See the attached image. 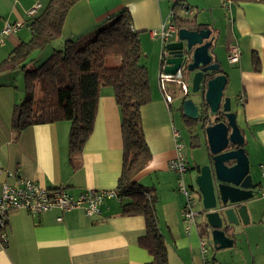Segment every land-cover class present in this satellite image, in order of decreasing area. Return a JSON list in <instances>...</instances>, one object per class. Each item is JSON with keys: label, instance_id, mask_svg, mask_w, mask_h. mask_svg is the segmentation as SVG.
I'll return each mask as SVG.
<instances>
[{"label": "crops", "instance_id": "crops-1", "mask_svg": "<svg viewBox=\"0 0 264 264\" xmlns=\"http://www.w3.org/2000/svg\"><path fill=\"white\" fill-rule=\"evenodd\" d=\"M49 0H0V31L5 24L21 21L23 26L4 37L0 45V62L20 42L30 38L27 11L40 4L41 11ZM79 0L68 11L62 24L61 35L48 45L34 50L39 56L61 49L67 40L85 41L94 35L104 22L127 9L133 30L139 35L142 60L149 76L152 100L141 107L140 118L150 152L148 164L135 179L152 195L153 208L159 231L167 249L168 264H222L212 256L211 263L200 252V240H207L202 230L203 221L185 231L181 217L184 197L177 189V174L168 162L175 156L171 127L175 126L159 83V52L161 41L150 30L158 29L174 4L176 16L196 18L207 23L208 12L214 20L222 17L220 8L228 11L230 26H219L220 39L230 35V44L238 47L237 63L224 67L227 84L238 82L236 103L241 106L240 129L249 135L250 150L261 169L260 179L253 180L255 196L246 202L250 223L259 228L264 239V3L260 1L232 2L228 0ZM186 5V10L180 4ZM175 7V6H174ZM197 11L198 14H189ZM207 12V13H206ZM226 37V38H225ZM176 35L171 39L175 40ZM32 51V53H35ZM259 58V70L252 64V53ZM31 53V54H32ZM30 57H28L29 59ZM227 59V49H226ZM228 63V62H227ZM15 70L3 69L0 74L11 75ZM1 74V75H2ZM14 76V74H13ZM12 82L0 76V169L18 173L51 189L63 187L73 196L83 190H114L122 166V137L120 112L113 90H100L94 125L82 151L70 155L68 150V121L32 124L16 132L10 125L13 104L24 95L10 90ZM170 84V83H167ZM228 91V90H227ZM230 92V93H228ZM224 94L230 96L233 91ZM179 101L180 96H172ZM242 99V101L240 100ZM178 107V104H177ZM176 128V127H175ZM199 133V132H198ZM197 133L204 146L202 134ZM209 156L207 158V163ZM190 170V163L186 162ZM194 173L188 172L185 181L191 184ZM0 177L1 182L5 180ZM9 182L11 179H7ZM128 198L106 197L101 203V214L89 217L82 209L61 212L57 208L38 215L24 210L9 213L6 242L0 241V264H146L149 253L138 244L145 232L140 214H124L122 206ZM200 201H197L199 205ZM202 208V207H201ZM199 211L198 209H196ZM61 220H57V217ZM200 220V221H199Z\"/></svg>", "mask_w": 264, "mask_h": 264}, {"label": "trees", "instance_id": "trees-1", "mask_svg": "<svg viewBox=\"0 0 264 264\" xmlns=\"http://www.w3.org/2000/svg\"><path fill=\"white\" fill-rule=\"evenodd\" d=\"M78 1L49 0L41 11L29 16V40L20 42L0 62V70L10 68L23 71L25 94L23 99L13 104L10 125L18 132L32 124L68 121V150L70 155H77L92 132L100 90L104 86L111 87L119 107L122 137V166L114 191L120 199L128 198V202L122 206L124 214H140L144 218L145 232L138 239V244L151 256V261L146 264H168L167 249L158 228L152 195L135 179L150 159L140 109L152 100V96L148 70L142 60L139 34L133 30L129 11L124 9L108 18L85 41H65L61 49L54 50L35 68L31 67L32 59H28L32 51L61 35L64 19ZM230 1L264 3V0ZM174 6L172 21L177 29L202 26L195 23V18L176 16L177 3ZM109 57L120 60L117 65L106 66L105 60ZM251 59L254 69L258 71L259 58L255 52ZM164 90L171 97L180 96V100L183 96L180 86L179 92L168 88V84ZM179 108L181 114V106ZM207 114V104L201 102L197 120L181 116L188 125L193 122H196L195 127L200 125L210 158L204 135L205 120L207 124L211 123L206 118ZM221 114L213 120H224L222 111ZM192 139V145H200L197 135Z\"/></svg>", "mask_w": 264, "mask_h": 264}, {"label": "water", "instance_id": "water-1", "mask_svg": "<svg viewBox=\"0 0 264 264\" xmlns=\"http://www.w3.org/2000/svg\"><path fill=\"white\" fill-rule=\"evenodd\" d=\"M195 23L202 26L178 28L176 39L165 45L167 58L160 73L176 77L180 71L182 78L190 77V86L186 83L187 93L181 97L183 117L197 120L201 102L207 104L209 117L216 118L219 109L223 112L225 121L204 126L211 157L195 176L202 206L200 212L204 215L202 230L207 239L210 237L209 245L219 250L234 245L238 224L249 223L246 202L255 196V185L249 173L244 136L235 112L231 111L230 98L224 96L228 77L215 51L220 29L213 24L198 23L196 18ZM200 86L202 97L197 102L189 93L198 94Z\"/></svg>", "mask_w": 264, "mask_h": 264}, {"label": "built area", "instance_id": "built-area-1", "mask_svg": "<svg viewBox=\"0 0 264 264\" xmlns=\"http://www.w3.org/2000/svg\"><path fill=\"white\" fill-rule=\"evenodd\" d=\"M230 0H228L229 2ZM182 10H186V5L180 4ZM40 9V4L34 5L27 11L28 16L34 15ZM174 16L173 9L169 11L166 19L161 23L158 29L150 30L153 37H158L161 41L159 52V83L160 89L164 93L167 103L172 101L170 95L165 93L167 83L175 81L182 89V94L187 93V84L183 81L180 71L176 77H171L160 73L165 66L167 58V50L165 45L176 35L177 28L174 26L172 18ZM23 26L21 21L12 24H5L0 31V45L4 43V37L10 33H15ZM240 58V52L236 45L230 44L227 48V61L231 64L237 63ZM242 101V99H240ZM172 138L174 143L175 156L168 162V167L174 170L177 174V189L184 197V205L181 209V217L185 223V231L197 223L196 219L201 213L195 209L197 201H200L199 194L191 185L185 181V174L188 170L184 159V144L181 141L180 133L175 128L171 127ZM264 175V168L262 169ZM4 176L7 179L1 182L0 191V241L6 242V229L8 224L9 213L16 210H24L28 214L38 215L42 212L53 208L59 209L61 212H68L74 209H82L89 217H96L101 214V203L106 197H116L120 199L114 190H83L78 196H71L63 187L47 188L42 184L29 179L22 178L18 173L9 170L0 169V177ZM195 190V191H194ZM197 194V196L194 194ZM202 209V208H201ZM61 220V217H57ZM207 240L202 237L200 240V252L203 258L207 253Z\"/></svg>", "mask_w": 264, "mask_h": 264}, {"label": "rangeland", "instance_id": "rangeland-1", "mask_svg": "<svg viewBox=\"0 0 264 264\" xmlns=\"http://www.w3.org/2000/svg\"><path fill=\"white\" fill-rule=\"evenodd\" d=\"M220 11L222 12V17L219 15V18H216V20H214L213 16L210 15V12H208V19L210 23L209 24H217L219 26H223V28L225 29V25L226 27L230 26V20H229V13L226 10H223L220 8ZM207 13V12H206ZM198 14L197 11L195 10V12H191L189 15L190 16H194ZM200 14H198L199 17ZM227 37V38H226ZM225 40L222 38L221 41L219 42V44L216 47V51L218 52V54L221 56L220 59L222 60L223 65H225L224 67H234V66H230L229 62L226 59V49H227V45L230 43L229 38L230 35L227 34ZM58 39V38H56ZM55 39V40H56ZM54 41V40H53ZM75 41V40H73ZM48 44H51L48 43ZM46 44V45H48ZM49 49H52V45H48ZM37 50V49H36ZM54 50L50 51L47 55H41L39 56L37 52L35 53H30L29 57L30 59H32L31 63V67L35 68L38 65H40L42 62H44L49 56L50 54L53 52ZM119 58L118 57H109L105 60V65L106 66H113V65H117L119 62ZM228 62V63H227ZM29 63V64H30ZM2 74V73H1ZM1 78H6L9 81H13L15 80V84L14 86H10V90L13 92H17L18 96H21L22 93L24 92L25 94V88H24V78H23V71L21 69H16L15 72H12L11 75H4L2 74ZM14 74V76H13ZM184 78V79H183ZM183 81H185V83H187L188 85L191 82V79L189 76H185L183 77ZM170 84H168V88H172L174 90H176V92H179V84L175 83V82H169ZM190 86V85H189ZM190 89V88H189ZM4 89H2L0 92H3ZM233 91L232 94L230 96L225 95L227 97L230 98V107H231V111L235 112L236 114V122L238 125H240V112H241V106H239L236 103L235 100V95H237L238 93V82L234 81L231 84V87L228 86L226 89H224V94L228 91ZM190 91V90H189ZM230 93V92H228ZM227 94V93H226ZM197 94H191L189 93V96H191L194 100L196 98ZM24 95L22 96L23 99ZM180 102L181 100L179 99V101H171V116H172V120L173 123L176 127V129L179 131L180 133V137H181V141L184 144V149H183V153H184V159L185 162H189L191 167L190 170L188 168L185 176H187L188 172H192L194 173L193 178L191 180V184H193L192 186L194 187L195 190H197L196 184H195V176L197 175V166H201L206 164L205 162L207 161L208 158V152L206 147L197 144H193L192 142L194 141V139H192L193 136L197 135V133L200 135L202 134V129L200 127V125L198 124L197 127L196 126V122L188 125L182 118L181 114H180ZM178 104V107H177ZM213 120V119H212ZM195 125V126H194ZM244 136V150L248 156V160H249V173L252 177V179L257 180L260 179L261 182H263V178L260 177L261 176V169L260 166L258 165V161L256 160V157L254 156V154L252 153V151L250 150V141H249V135L247 133H245ZM187 165V163H186ZM191 186V185H189ZM194 190V191H195ZM194 194L197 196V194L194 192ZM201 200L199 205H197V208L195 207V209H198L199 211H201ZM249 214V213H248ZM198 218L202 221H204V215H202V213H199L196 221H198ZM199 220V221H200ZM235 232H236V239H235V243L232 247L229 248H223V249H219V250H215L213 249L209 243L211 242L210 237L207 243V250L209 252V254H207L208 258H209V263H211L212 260V256L215 257V259L217 260V262L222 263V264H264V239L262 238L261 234H260V230L258 227H256L255 225H253L252 223L247 224H238L235 228Z\"/></svg>", "mask_w": 264, "mask_h": 264}, {"label": "flooded vegetation", "instance_id": "flooded-vegetation-1", "mask_svg": "<svg viewBox=\"0 0 264 264\" xmlns=\"http://www.w3.org/2000/svg\"><path fill=\"white\" fill-rule=\"evenodd\" d=\"M202 88H201V86H200V90H199V92H198V96H196V98H195V101H197V102H199V101H201V97H202V90H201ZM220 115L222 116V114H221V110L219 109L218 110V114H217V116L216 117H220ZM206 118H208L209 119V122L211 121V123H214L215 121L214 120H212V119H214V117H209V116H207ZM218 121H223L222 119L221 120H218ZM225 121V120H224ZM211 123H208V124H211ZM207 124V122H206V120H205V122H204V125H208ZM229 148H231V146H229Z\"/></svg>", "mask_w": 264, "mask_h": 264}]
</instances>
